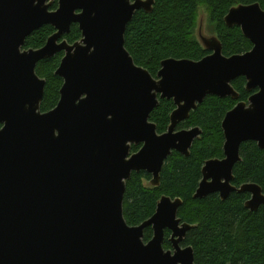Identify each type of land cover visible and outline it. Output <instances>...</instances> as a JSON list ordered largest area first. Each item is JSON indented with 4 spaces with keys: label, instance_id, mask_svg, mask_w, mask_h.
I'll return each instance as SVG.
<instances>
[{
    "label": "water",
    "instance_id": "1",
    "mask_svg": "<svg viewBox=\"0 0 264 264\" xmlns=\"http://www.w3.org/2000/svg\"><path fill=\"white\" fill-rule=\"evenodd\" d=\"M154 4L0 0V264H195L194 248L184 245L194 225L179 217L183 199L162 196L156 212L132 226L124 216L126 184L145 171L150 185L160 186L167 159L174 151L190 156L203 132L179 124L207 96L238 100L233 81L241 76L249 92L257 91L226 113L224 157L205 162L194 198L217 193L226 200L239 192L250 194L251 211L264 205L258 184L234 185L242 144L254 141L264 150V9L239 4L224 17L252 42L250 51L226 56L216 35H200L207 56L165 59L153 76L135 62L125 34L135 13H151ZM73 24L82 38L70 43L65 36ZM45 25L55 28L46 44L25 49ZM62 52L60 99L43 112L46 80L36 68ZM163 99L176 108L160 134L150 118ZM133 145L141 147L132 153Z\"/></svg>",
    "mask_w": 264,
    "mask_h": 264
},
{
    "label": "trees",
    "instance_id": "2",
    "mask_svg": "<svg viewBox=\"0 0 264 264\" xmlns=\"http://www.w3.org/2000/svg\"><path fill=\"white\" fill-rule=\"evenodd\" d=\"M258 2L264 9V0H155L153 11L139 10L128 24L125 40L126 48L135 62L157 76L161 62L168 58L201 60L210 51L206 50L195 35L198 13L204 6L209 15V24L223 45L226 56L244 54L253 47L239 26L228 27L224 17L229 10L239 4ZM58 1L52 9H57ZM55 28L45 25L34 31L26 40L25 49L43 47ZM70 43L81 40L78 24H73L71 32L65 36ZM64 52L52 59L38 63L37 74L46 80V88L41 110L48 112L56 107L60 99L63 78L56 71ZM247 80L241 76L233 81L240 98L207 96L190 117L179 124V129L199 126L202 135L196 139L190 156L174 151L165 162L161 172V184L150 185L152 175L141 171L133 172L127 181L124 196V216L134 226L149 219L157 209L162 196L182 198L179 217L194 227L189 230L184 245L194 248L195 264H264V205L251 211L245 206L249 193L233 192L226 200L219 194L205 198H194L205 162L224 157L225 136L222 122L226 113L240 101H248L254 93L246 89ZM176 108L173 99L160 100L152 112L150 120L157 125L158 133L168 130L170 115ZM141 146H132V153ZM242 160L234 168V185L258 184L264 192V150L254 141L241 147ZM171 232H165L164 248H172ZM153 237L151 227L144 232V240Z\"/></svg>",
    "mask_w": 264,
    "mask_h": 264
},
{
    "label": "rangeland",
    "instance_id": "3",
    "mask_svg": "<svg viewBox=\"0 0 264 264\" xmlns=\"http://www.w3.org/2000/svg\"><path fill=\"white\" fill-rule=\"evenodd\" d=\"M213 29H211L210 24H209V15L208 11L204 6H201L199 9L198 13V19H197V27L195 30V35L197 39H200V35L202 36H212L215 35L213 34Z\"/></svg>",
    "mask_w": 264,
    "mask_h": 264
}]
</instances>
